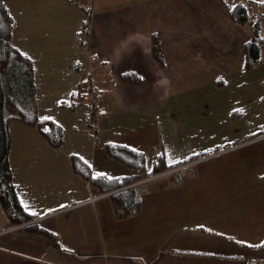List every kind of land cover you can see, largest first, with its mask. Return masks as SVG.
<instances>
[{
	"label": "crops",
	"instance_id": "0c3cea01",
	"mask_svg": "<svg viewBox=\"0 0 264 264\" xmlns=\"http://www.w3.org/2000/svg\"><path fill=\"white\" fill-rule=\"evenodd\" d=\"M240 1L247 0H95L82 45L85 12L77 3L5 0L15 43L33 60L40 116L63 126L64 136L55 148L36 126L10 120L18 195L61 248L8 225L0 201V264H264V204L252 194L264 190V170L252 161L261 155L264 115L253 96L231 98L226 89L235 79L248 88L264 70V48L260 61L244 67L253 27L231 18ZM103 10L111 18L99 22ZM260 79L264 109V72ZM90 85L99 93L98 139L84 103ZM108 142L143 151L147 171L160 152L173 165L133 184L141 208L125 218L110 193L73 167L77 155L95 175L130 174L108 155ZM199 205L206 209L196 211ZM200 215L211 221L191 220Z\"/></svg>",
	"mask_w": 264,
	"mask_h": 264
},
{
	"label": "trees",
	"instance_id": "16d2710c",
	"mask_svg": "<svg viewBox=\"0 0 264 264\" xmlns=\"http://www.w3.org/2000/svg\"><path fill=\"white\" fill-rule=\"evenodd\" d=\"M70 1L77 3L85 12V18L78 32L79 43L85 45L90 36L95 0ZM258 11L260 10L249 11L245 2L241 1L230 9V16L233 20L251 23L253 27L252 37L244 43L245 68L252 67L262 58L264 38L260 30L264 21V13H258ZM15 26L16 20L5 0H0V201L9 218L8 225H23L32 233L45 235L53 247L61 248L57 233L41 225L35 220L36 214L24 207L13 181L9 160L10 120L19 119L36 126L42 136L55 148L62 146L64 136L63 126L53 119L40 116L33 60L16 45ZM154 51L157 56H161L157 40ZM84 99L86 103V98ZM68 105L72 107L73 103L69 102ZM262 133L264 131L258 135ZM105 147L112 159L121 161L130 168V174L113 177L112 180H109L110 176L107 175H95L88 163L77 155H73L74 170L88 179L99 193L110 192L109 196L120 218L136 214L141 208L142 191L133 184L145 177L161 173L173 165L168 164L164 152H160L155 155L153 168L149 172L143 151L115 142H108ZM261 245L264 246V243Z\"/></svg>",
	"mask_w": 264,
	"mask_h": 264
},
{
	"label": "rangeland",
	"instance_id": "374dc122",
	"mask_svg": "<svg viewBox=\"0 0 264 264\" xmlns=\"http://www.w3.org/2000/svg\"><path fill=\"white\" fill-rule=\"evenodd\" d=\"M101 11H99V13L97 15V17H98L97 20L99 22L102 19H105V20L109 21L111 16L110 15H106V14L104 15V10H103V12H101ZM262 64H264V63L262 62ZM263 72H264V70H257L256 71V74L254 76H256L257 78L256 79L253 78L252 80H250V85L248 86V88H246V87L241 85L240 79H235L234 82H230L229 83V85H228V87L226 89H230V97L231 98H234V97H237V96H253L254 100L256 99L255 100L256 102L253 105L254 109L255 110L258 109V111L261 112V113L263 112V115H264V109H262V107L260 105L261 104L260 103V99L258 101V93H259L260 88L263 86V80L260 79L261 75L263 74ZM214 133H216V132H214ZM259 148H261V150L259 151L261 155H259L258 158H255L252 161L255 162L254 163V168L255 169L258 167L257 169L264 170V142L262 144H260V146H257L255 149H259ZM257 162H261L260 165ZM246 164H247L246 161H242V162H240V164L237 165V167L239 165L243 167ZM249 193H250V191L248 192V194ZM252 194H253L254 198H257L259 200L260 204H264V190H260V191L255 190V191H252ZM204 209H206L205 205H199V206L195 207V210L198 211V212H202V211H204ZM191 220L193 222H202V223H204V222H210L211 218H208L206 216L200 215L199 218L191 219Z\"/></svg>",
	"mask_w": 264,
	"mask_h": 264
},
{
	"label": "built area",
	"instance_id": "2783aa9c",
	"mask_svg": "<svg viewBox=\"0 0 264 264\" xmlns=\"http://www.w3.org/2000/svg\"><path fill=\"white\" fill-rule=\"evenodd\" d=\"M245 4L247 5L249 11L251 12H254L259 9L264 10V3L260 1L247 0L245 1ZM85 93H86L85 109L87 113L88 128L92 136L95 139H98V133L100 130V122H101V116L98 110L99 93L96 87L93 85L88 86L85 90ZM107 193H110V192H107ZM107 193H102V194H107ZM99 196L100 195L93 196L92 200L94 201Z\"/></svg>",
	"mask_w": 264,
	"mask_h": 264
},
{
	"label": "snow or ice",
	"instance_id": "6c2138e0",
	"mask_svg": "<svg viewBox=\"0 0 264 264\" xmlns=\"http://www.w3.org/2000/svg\"><path fill=\"white\" fill-rule=\"evenodd\" d=\"M141 79H143V77H141ZM45 119H47V118H45ZM149 172H151V170H149ZM97 175H99V176H103L104 174L103 173H97ZM108 179L109 180H112V179H114L113 177H108Z\"/></svg>",
	"mask_w": 264,
	"mask_h": 264
}]
</instances>
